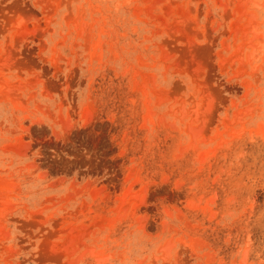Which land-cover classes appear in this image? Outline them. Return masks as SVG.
<instances>
[{
  "label": "rangeland",
  "instance_id": "374dc122",
  "mask_svg": "<svg viewBox=\"0 0 264 264\" xmlns=\"http://www.w3.org/2000/svg\"><path fill=\"white\" fill-rule=\"evenodd\" d=\"M0 264H264V0H0Z\"/></svg>",
  "mask_w": 264,
  "mask_h": 264
},
{
  "label": "bare ground",
  "instance_id": "6f19581e",
  "mask_svg": "<svg viewBox=\"0 0 264 264\" xmlns=\"http://www.w3.org/2000/svg\"><path fill=\"white\" fill-rule=\"evenodd\" d=\"M144 88V87H143ZM10 89V88H9ZM143 90V89H142Z\"/></svg>",
  "mask_w": 264,
  "mask_h": 264
}]
</instances>
